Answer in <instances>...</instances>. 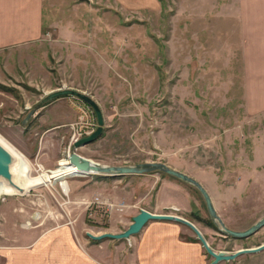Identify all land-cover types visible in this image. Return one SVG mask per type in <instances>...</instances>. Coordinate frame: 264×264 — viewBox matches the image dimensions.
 Here are the masks:
<instances>
[{
    "label": "rangeland",
    "instance_id": "obj_1",
    "mask_svg": "<svg viewBox=\"0 0 264 264\" xmlns=\"http://www.w3.org/2000/svg\"><path fill=\"white\" fill-rule=\"evenodd\" d=\"M223 1L53 0L46 21L56 23L41 39L0 50V83L10 87L0 88V135L32 176L57 171L72 150L106 165L164 161L201 182L227 227H248L264 214V109L245 108L242 35L232 0ZM63 86L90 94L104 118L101 134L76 147L96 127L87 103L68 94L35 107ZM64 179L66 192L55 180L0 194V245L28 250L61 225L84 245L87 231L124 229L136 200L192 220L214 249L264 241V226L234 237L209 224L199 190L168 173ZM133 237L88 242L109 244L119 262Z\"/></svg>",
    "mask_w": 264,
    "mask_h": 264
},
{
    "label": "crops",
    "instance_id": "obj_2",
    "mask_svg": "<svg viewBox=\"0 0 264 264\" xmlns=\"http://www.w3.org/2000/svg\"><path fill=\"white\" fill-rule=\"evenodd\" d=\"M52 3L53 0H0V50L41 39L43 32L49 31L46 27L56 23L46 21ZM224 5L221 0L220 6ZM231 16L238 18L237 27L243 40V102L247 111L254 113L264 109V0H232ZM134 204L136 210L131 209L128 222L139 209L138 200ZM147 209L160 212L159 208ZM180 223L173 219H148L134 234L132 246L119 251V262L115 261L109 244L96 248L88 241L98 240L85 233L87 240L82 245L74 240L70 228L55 226L41 232L28 250L0 245V264H264V249L211 263L195 234L184 233ZM118 228L115 224L109 230ZM52 230L56 231L45 236Z\"/></svg>",
    "mask_w": 264,
    "mask_h": 264
},
{
    "label": "water",
    "instance_id": "obj_3",
    "mask_svg": "<svg viewBox=\"0 0 264 264\" xmlns=\"http://www.w3.org/2000/svg\"><path fill=\"white\" fill-rule=\"evenodd\" d=\"M68 94L74 95L85 103H87L92 108L96 117V127L91 132L84 134L73 141V146L76 147L83 143L94 140L102 132L104 118L101 107L95 98H93L90 94L86 93L85 91L79 90L75 87L63 86L45 93L35 104V107L41 106L44 102H47L58 96ZM35 107L31 108L27 112L26 116L22 119V122H25V120L32 115L35 110ZM67 160L69 164H72L76 167V169L78 170L76 172L80 173L93 171L105 175H123L141 174L153 170L164 171L170 175L180 178L181 180L193 184L199 190L204 199L205 207L210 218L212 219L214 224L218 226L219 229L222 230L225 234H229L234 237H245L252 234L260 227L264 226L263 214L254 223L244 229H232L227 227L221 217L216 212V209L211 200V196L208 193L207 189L201 184V182L193 176L185 173L184 171L169 166L164 161L151 160L135 162L133 164L106 165L94 161L88 157H85L74 150L67 153ZM17 163V156L14 154V152H12L8 146H6L3 142L0 141V183H7L9 186L17 190V193H23L25 192V189L15 180V170H12V165H17ZM151 218L173 219L187 225L194 232L196 238L200 241L205 251L211 256V263H217L221 260H231L241 253L254 252L264 249V241L253 246L240 247L234 250L214 249L209 244L199 227L192 220L177 213L153 212L144 207H140L138 212L131 216L130 223L120 231H103L99 234H94L87 231L86 234L87 236L95 240L102 238H129L131 235L137 233L145 224V222Z\"/></svg>",
    "mask_w": 264,
    "mask_h": 264
},
{
    "label": "bare ground",
    "instance_id": "obj_4",
    "mask_svg": "<svg viewBox=\"0 0 264 264\" xmlns=\"http://www.w3.org/2000/svg\"><path fill=\"white\" fill-rule=\"evenodd\" d=\"M0 141L3 142L6 146L10 148L12 152L17 156V165H12V170H15V180L24 187L25 191L34 184L38 183H53V181L58 180L62 189L66 192L68 190L67 181L64 179L65 175H75L80 174V172L76 169L75 166L69 164L66 160H63L61 164L63 165L57 171H49V172H39L38 175L32 176L29 173L30 167L24 156L15 149L11 144H9L1 135ZM43 170V169H42ZM93 172V171H89ZM8 193L13 194L17 193V190L9 186L7 183H0V194Z\"/></svg>",
    "mask_w": 264,
    "mask_h": 264
},
{
    "label": "trees",
    "instance_id": "obj_5",
    "mask_svg": "<svg viewBox=\"0 0 264 264\" xmlns=\"http://www.w3.org/2000/svg\"><path fill=\"white\" fill-rule=\"evenodd\" d=\"M0 88H2L4 90H10V87L9 86H6L5 84H2V83H0ZM154 171H159L160 173H166V172L161 171V170H154ZM102 175H105V174H102ZM105 176H115V175H105ZM209 224H211L212 226H215V224H214V222L212 220L209 221Z\"/></svg>",
    "mask_w": 264,
    "mask_h": 264
}]
</instances>
